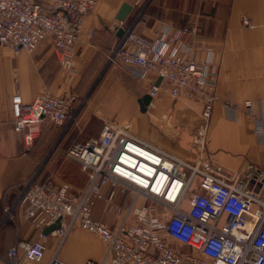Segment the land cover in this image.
<instances>
[{"label":"built area","instance_id":"1","mask_svg":"<svg viewBox=\"0 0 264 264\" xmlns=\"http://www.w3.org/2000/svg\"><path fill=\"white\" fill-rule=\"evenodd\" d=\"M95 0H0V47L14 54L33 52L49 37L61 71L73 73L75 48ZM143 18V14L139 15ZM244 25L251 27V21ZM196 27L162 26L154 38L126 28L107 55L136 81L150 79L153 100L165 84L174 102L201 105L202 126L194 141L193 163L158 149L132 134L128 124L105 123L96 139L72 142L65 157L87 176L83 190L39 180L38 170L18 189L11 208L43 231L59 228L31 243L17 242L7 264H40L49 235L62 238L75 226L106 245L101 262L86 264H264V169L247 162L240 172H219L206 153V137L218 101L216 76L199 59ZM73 95L37 94L30 103L16 93L11 99L13 128L31 148L44 123L64 126L73 118ZM228 108L237 109L234 102ZM246 112L251 103H243ZM253 133L264 144V120L255 118ZM107 188V191L106 189ZM97 201L114 226L92 218ZM19 251H22L20 256ZM48 264H64L55 259Z\"/></svg>","mask_w":264,"mask_h":264},{"label":"crops","instance_id":"2","mask_svg":"<svg viewBox=\"0 0 264 264\" xmlns=\"http://www.w3.org/2000/svg\"><path fill=\"white\" fill-rule=\"evenodd\" d=\"M37 1L47 6L51 0ZM95 1L75 48L73 73L66 80L49 37L31 53L14 54L0 47V264H7V252L15 243H31L43 234L26 220L22 209L13 207L10 214L5 210L16 200V187L21 189L47 161L55 169L57 151L65 153L72 142L97 138L85 132V124L79 126L76 121L69 129L56 127L61 130L58 137L56 128L51 130L50 124L44 123L34 145L26 148L23 134L13 128L14 94L18 93L25 103L43 91L73 95L79 101L89 96L93 81L101 75L102 81L89 97L92 111L109 122L118 114V122L132 123V134L141 140L185 161L197 160L194 141L203 124L201 105L187 100L174 102L162 83L156 97L142 111L138 100L147 94L150 79L136 81L107 63L120 28L154 38L164 25L174 29L195 26L198 46L210 48L209 52L200 51L199 59L210 64L205 70L217 80L218 101L208 126L206 153L219 172H240L247 162L264 169V144L253 133L255 118L264 120V0H159L151 4L158 14L145 11L143 18L134 15L142 0ZM245 20H250L252 26L246 27ZM246 101L251 103L249 112L243 108ZM229 102H234L237 109L228 108ZM87 115L80 114L85 119ZM58 138L64 146L48 160L47 147ZM73 165L76 172L72 178L50 180L79 192L85 188L87 176L77 164ZM92 218L109 226L115 223L105 212L103 201L94 204ZM44 246L40 264L53 259L64 264L101 262L106 253L104 242L78 226L64 238L49 235ZM19 253L21 256L22 251Z\"/></svg>","mask_w":264,"mask_h":264},{"label":"rangeland","instance_id":"3","mask_svg":"<svg viewBox=\"0 0 264 264\" xmlns=\"http://www.w3.org/2000/svg\"><path fill=\"white\" fill-rule=\"evenodd\" d=\"M156 1H159V0H142L139 8L135 9L134 15L139 16L140 14H144L145 11H146V13H149V14L150 13L154 14V15L158 14V10L156 9V7H154V5H151L152 2H156ZM119 71L121 73L123 72L121 69ZM66 76H68V74H66ZM102 78L103 77L101 75H98L96 77V79L93 81L92 86H91L90 91H89L90 94L88 97H84L81 100L79 99V101L75 100V102L73 103V106H72L73 118L70 119L64 125L65 128L68 126V129H69L70 126H72L74 124V122L76 121V123L79 124V126H82L83 124H85V126H86L85 132L90 134L91 137H98V135L100 134L105 123L120 124V122H118V121H120L121 118H120V116H118V114H116V116H113L111 118L110 122L105 121L104 118L101 117V115H99V113L92 111L93 110L92 106H89L88 101L91 100V99H89V97H92L95 89L97 88L99 83L102 81ZM102 107H104V104ZM82 112L83 113L85 112V114H90V115H87L88 117L86 119H85V117L82 118L80 116V114ZM123 123H127L129 126L132 125V123L129 124V122H123ZM50 127H51V130L54 129V126L50 125ZM133 127H134L135 131L138 130V127H136L135 125ZM141 129H142V131H144L143 129H145V128L141 127ZM55 132H56V135L58 137L61 130L56 128ZM139 132H140V130H139ZM76 142H84V141L77 140ZM55 143H56V145H55ZM63 146H64V143L62 142V138L52 140V142L47 147L48 153L46 155V158L48 156V160H49V158H51V156H53V153L55 152V150H57L58 148L61 149ZM59 151H57L56 154L54 155V159L56 158L55 161L57 162V167L54 169L53 167H51L50 163H48V161H47L44 164V166H42L38 169V174L43 175L44 177H47L49 179H54V177H58L62 180H67L69 178H72V176L75 175L76 170L74 169V165H73L74 162L72 163L71 161L66 159L65 153L63 151H62V153L61 152L58 153ZM189 162L193 163L192 161H189ZM77 170H78V167H77Z\"/></svg>","mask_w":264,"mask_h":264},{"label":"water","instance_id":"4","mask_svg":"<svg viewBox=\"0 0 264 264\" xmlns=\"http://www.w3.org/2000/svg\"><path fill=\"white\" fill-rule=\"evenodd\" d=\"M123 33H124V30H123L122 28L118 29V31L116 32V37H117L118 39L121 38L122 35H123ZM63 78H64V80L67 79V76H66L65 73L63 74ZM150 100H151V98H150L147 94L144 95L142 98H140V99L138 100L139 106H140V108H141L142 111H144V109L146 108V106H148ZM63 133H64V132H63ZM56 143H57V142H56ZM55 145H56V144H55ZM57 228H59V224H58V222H56L54 225H52V226H50V227L45 228V229L43 230V234H48V233H50L51 231H53V230H55V229H57Z\"/></svg>","mask_w":264,"mask_h":264},{"label":"trees","instance_id":"5","mask_svg":"<svg viewBox=\"0 0 264 264\" xmlns=\"http://www.w3.org/2000/svg\"><path fill=\"white\" fill-rule=\"evenodd\" d=\"M48 124H50V123H48ZM50 125H52V124H50ZM52 126H54V125H52ZM54 127H56V126H54ZM59 128H60V127H59ZM37 178H38L39 180H44V179H46L47 177H44L43 175L38 174Z\"/></svg>","mask_w":264,"mask_h":264}]
</instances>
